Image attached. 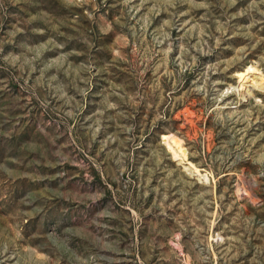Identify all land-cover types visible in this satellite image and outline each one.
<instances>
[{
	"label": "rangeland",
	"instance_id": "1",
	"mask_svg": "<svg viewBox=\"0 0 264 264\" xmlns=\"http://www.w3.org/2000/svg\"><path fill=\"white\" fill-rule=\"evenodd\" d=\"M249 66L264 0H0V264H264Z\"/></svg>",
	"mask_w": 264,
	"mask_h": 264
},
{
	"label": "bare ground",
	"instance_id": "2",
	"mask_svg": "<svg viewBox=\"0 0 264 264\" xmlns=\"http://www.w3.org/2000/svg\"><path fill=\"white\" fill-rule=\"evenodd\" d=\"M240 79L244 83L246 81L251 82L254 87H264V75L260 74L254 66H249L243 73H241ZM163 139L170 147L176 148V150L179 154L184 151L182 144L178 143L172 137H170L168 135H164ZM178 153H176V154H178ZM180 157H182V156H180ZM181 159H185V158L182 157Z\"/></svg>",
	"mask_w": 264,
	"mask_h": 264
}]
</instances>
